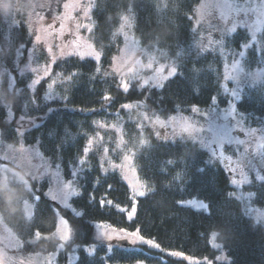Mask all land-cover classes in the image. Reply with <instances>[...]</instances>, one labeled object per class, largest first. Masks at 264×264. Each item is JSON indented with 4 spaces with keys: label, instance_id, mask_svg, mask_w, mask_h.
<instances>
[{
    "label": "trees",
    "instance_id": "16d2710c",
    "mask_svg": "<svg viewBox=\"0 0 264 264\" xmlns=\"http://www.w3.org/2000/svg\"><path fill=\"white\" fill-rule=\"evenodd\" d=\"M62 1L51 0L50 10L44 15L48 18L58 15ZM198 2L94 0L91 37L101 53L100 61L74 57L57 60L32 90L26 87L29 77L16 74L13 60L20 54L19 62H23L33 36L18 18L8 32L0 25V49L3 50L0 61L15 76L12 88L7 76L0 80V140L10 144L20 134V142L24 146H36L63 179L71 178L76 167L73 184L80 193L70 199L71 207L65 208L44 195L46 182L43 180L23 173L22 181L12 179L5 185L0 184V222L16 236L21 257L53 254L57 250L59 241L54 232L60 216L67 220L70 231L65 250L77 253L73 264L183 263L168 252H180L211 264H264V224L246 215L242 203L232 194L224 169L210 163L207 152L197 144L152 139L136 149L134 173L145 184L146 194L137 197L136 211L131 218L127 217L133 208L131 190L116 170L107 169L99 161L104 144L90 146L83 158L89 140L97 136L99 124L124 116L125 104H140L138 110L150 119L187 113L194 106L208 108L213 104V97L218 101L216 106L226 104L227 97L220 85V56L213 51L201 52L194 45L190 14ZM129 7L133 9L132 37L139 46L148 52L150 48H157L178 69L179 74L165 81L162 90L143 88L123 92L118 87L117 75L111 70L112 59L121 43L115 32ZM236 36H241V42L246 39L241 33ZM39 55L46 59L43 50ZM194 65L199 69L196 73L192 70ZM72 73L76 75L69 81L67 77ZM236 105L239 113L253 120L264 118V85L257 91L246 90ZM9 112L13 115L9 116ZM22 115L39 122L19 133L15 119ZM124 129L131 141L134 123L125 125ZM81 160L83 164L79 163ZM169 160L173 163L169 164ZM178 175L182 178L176 179ZM147 187L153 191L148 192ZM250 191L256 193L250 198L251 207L264 210V182L254 183ZM192 199L208 203L210 214L181 204ZM75 210L83 215L77 216ZM93 223H104L118 230H139L142 236L158 243L162 251L145 245L123 246L125 241L107 248L93 239ZM213 232L218 233L214 242L221 248L212 246ZM228 232L230 238L226 235ZM86 247H93L94 254L89 255ZM220 254L225 260H217ZM57 261L65 264V252L58 254Z\"/></svg>",
    "mask_w": 264,
    "mask_h": 264
},
{
    "label": "rangeland",
    "instance_id": "374dc122",
    "mask_svg": "<svg viewBox=\"0 0 264 264\" xmlns=\"http://www.w3.org/2000/svg\"><path fill=\"white\" fill-rule=\"evenodd\" d=\"M56 1L59 2V0ZM65 3L70 5L79 4L80 8L65 10ZM89 5H94V0H63L60 13L48 18L44 15V12L50 10L51 0H0V25L4 26L5 32L14 27L18 18L23 20L33 36L32 44L25 59L22 60L23 62H19L20 54H17L13 60L16 74L20 77H29L30 80L26 84L29 90H32L36 85L34 81L46 77L45 71L47 70L49 73L54 64L52 56L47 51L49 47L52 49V55L55 56V62L69 57L66 54L76 50L78 45L86 48L88 44H91L97 51L91 37L92 18L90 21L84 15V9ZM237 5L249 9L247 14L244 11L237 13ZM93 8H91L90 15H92ZM128 15L130 14L126 13L121 16L119 27L115 32V35L121 38V43L118 53L112 59L111 70L116 69L113 72L118 77L119 85L121 81H131L129 91L131 89H142L139 85L146 79L149 84L144 88H154L151 87L153 77L158 76L160 69H163V75L166 76L172 63H168L169 61L165 59L164 54L157 48L152 50L150 48L148 52L140 47L135 38L132 37L130 26L125 25L123 32L120 31L123 23L122 17ZM56 17H61V19H56ZM190 19L192 21V34L195 35L194 45L207 46L209 51L216 52L221 58L220 85L222 94L227 97L226 104L223 107L212 104L208 108L205 107V109L198 108V111L195 112L192 110L193 108H189L187 113L179 112L165 119L160 118L165 121L164 127L155 124V118L145 120V114L138 110L140 104H129L133 107L130 109L122 107L124 116L121 114V118L115 117L112 122L104 124L105 127H99L97 136L91 138V148L99 144H104V148L107 146V154L104 151L99 161L105 167L107 166V169L116 170L121 175L132 192V204L135 207L136 199L140 196H135L134 191H144V189L139 188L136 173L131 170L134 168L133 157L136 149L145 146L152 139L191 141L207 152V159L210 163L224 169L229 178L232 194L235 199L242 203V209H244L246 215L256 222L264 224V210L251 207V197H249L251 185L264 182L256 179L258 175L264 176V118L260 120L257 117L253 120V117L239 113L236 105L246 90L257 91L264 85V0H200L194 7L192 15L190 14ZM241 21H246L243 27H241ZM234 23L237 31L233 34L228 30L232 28ZM62 24L63 29L61 28ZM77 25H80V27L78 28ZM85 25L88 27H84ZM238 33L246 38L244 42H241V36H236ZM253 33L256 36L255 41L251 39ZM37 35L41 37L40 42L35 39ZM210 38L214 43L208 45ZM220 39L224 40L223 45L215 42ZM243 43H247L250 47L247 49L242 48ZM41 50L45 52L47 60L44 56L39 55ZM240 51H244L245 55L240 56ZM71 57L80 59L75 55ZM84 59L95 61L88 56H85ZM150 60L152 61V67L147 68L146 65ZM236 61L239 63L234 67ZM2 64V61H0V80L7 76L9 87L12 88L15 84L14 73L5 69ZM240 69H243V71H240ZM225 75L236 76L237 80H225ZM119 85V89L123 91ZM226 85L228 87L227 92L224 91ZM233 91L238 93L239 99L232 96ZM233 107L236 108L235 112L232 111ZM15 121L19 133H23L27 128L39 122L36 119L24 118L21 120L20 117ZM132 122L134 123V130L130 141L124 127ZM113 125L116 127H112ZM185 128L188 131H184ZM157 133L160 134L159 137H157ZM20 137L21 135L17 134L15 141L10 144L3 143L0 140V159L2 160L0 184L5 185L12 179L22 181L25 174L36 180L46 182L43 193L49 199L52 200V196L55 195L57 204L65 208L71 207L70 199L74 196L72 189H76L73 184L76 175L71 174V178L63 179L60 171L49 165L36 146H24L20 142ZM141 140L146 141V143L141 144ZM229 140H231V144H229ZM237 140H242L244 143L238 144L236 143ZM86 147H89V143ZM133 147H135V150ZM87 153L83 151V158ZM213 153H215V156H213ZM125 156L130 158V167L124 160ZM119 165H125V167L120 168ZM73 172H77L76 167L72 170ZM245 177H247V181H245ZM233 179L243 183L239 186L233 185L231 183ZM70 181L72 187H67ZM62 194H67L68 199L66 202L62 201ZM189 201L200 200L192 199ZM189 201L181 202V204L197 210L198 205L189 204ZM65 203L68 206H65ZM132 209L127 213L128 218H131L134 214ZM246 209H251V211H246ZM25 210L27 212V209ZM76 212L80 211L75 210ZM61 219L62 217L59 216L54 232V236L59 241L57 250L53 254H37L29 258L20 256L17 252L19 242L16 236L0 222V264H59L60 261H57V256L62 252H65V264H73L77 259V253L75 250H65L70 239L65 242L61 239V236L64 234L70 236V231L68 224L65 226L61 223ZM131 232L134 231L122 232L104 223H93V239L107 248L121 241H125L132 246L144 245L138 240L133 243L135 238L129 235ZM109 237L111 238L109 239ZM210 238L212 246L216 248L212 233ZM87 249L89 252L94 250L93 247H87ZM159 251H162L161 248ZM183 256L187 258L174 257L182 260V264L212 263L207 260ZM218 257L220 259L217 260H225L223 254Z\"/></svg>",
    "mask_w": 264,
    "mask_h": 264
},
{
    "label": "snow or ice",
    "instance_id": "6c2138e0",
    "mask_svg": "<svg viewBox=\"0 0 264 264\" xmlns=\"http://www.w3.org/2000/svg\"><path fill=\"white\" fill-rule=\"evenodd\" d=\"M92 7H95V5H89V6H87V7L84 9V15H85L90 21H91L90 11H91V8H92ZM64 8H65V10H68V9H70V8H72V9H79V8H80V5H79V4H73V5H70V4H68V3H65V4H64ZM236 11H237V13H239V12H241V11H244L245 14H247V12L249 11V9L237 5V6H236ZM127 12H128L129 14H131V13L133 12L132 7H129V8L127 9ZM56 19H61V17H56ZM122 20H123V23L121 24V28H120V31H121V32H123V29H124L125 25L131 26V24H130V15H128V16H123V17H122ZM240 24H241V27H243V26L246 24V21H241ZM77 27L79 28L80 25H77ZM84 27H88V26L85 25ZM61 28L63 29V24L61 25ZM89 30L91 31L90 28H89ZM228 31L234 34V33L237 31L236 24L234 23L233 26H232V28L229 29ZM35 39H36L37 42H40L41 37H40L39 35H37V36L35 37ZM125 39L127 40V35H126V34H125ZM251 39H252L253 41H255V39H256L255 33L252 34ZM215 42H216V43H219V44H221V45L224 44V40H223V39H220V40L215 41ZM213 43H214V41L210 38V39L208 40V45H211V44H213ZM198 47H200V51H201V52H207V51H209V48H208L207 46H198ZM241 47L247 49V48H249L250 46H249L247 43H243V44L241 45ZM47 51L49 52V55L52 56V62L55 63V56L52 55V49H51V47H49V48L47 49ZM0 53H3V50H2V49H0ZM239 54H240V56H244V55H245V52H244V51H240ZM62 55H63V53H62ZM66 55L69 56V57L75 55V56H78L81 60H83V59L85 58V56L91 57V58H93L95 61H100V59H101V53L95 51V49L92 47L91 44H88V45L86 46V48H82L81 46L78 45L77 48H76V50H74V51H70V52H68ZM138 63H139V62H138ZM238 63H239L238 61L234 62V67H235L236 65H238ZM146 67H147V68H151V67H152V61H151V60L148 62V64L146 65ZM192 70H193L194 73H196V72L199 71V69H198L195 65L193 66V69H192ZM34 71H35V70H34ZM96 71H97V73H99V72H100V69L97 68ZM113 71L115 72L116 69H113ZM240 71H243V69H240ZM48 74H49V73H48V71L46 70V71H45V76H47ZM178 74H179V73H178V69H177V67H176L175 65L171 66V67L167 70V75H166V76L163 75V69H160V70L158 71V76H157V77H153V83H152L151 87H154V88H156V89H161V90H162V89L165 87V83H164V82H165L166 80H168V79H172V78L176 77ZM75 75H76L75 73H72L71 75H69V76L67 77V79H68L69 81H71L72 78H73V76H75ZM41 79H43V77H41ZM224 79H225V80H237V77H236V76L225 75ZM34 83H39V80L34 81ZM148 84H149V81L146 79V80H144L139 86H140V88L143 89V88H144L146 85H148ZM119 86L123 89L124 92H128V91L130 90V88H131V81H130V80H129V81H121V84H120ZM48 87L51 88L52 85L49 84ZM194 91H195V88H194ZM224 91H225V92L228 91V87H227V85L224 87ZM232 96L235 97L236 99H239V98H240L239 95H238V93H237L236 91H233V92H232ZM105 99H111V98L108 97V96H105ZM33 102H35V101H33ZM212 103H213V104L218 103V101H217V99H216L215 97L212 98ZM229 103H231V102H229ZM122 107L125 108V109H130V108L133 107V106H132V105H129V104H125V105H123ZM192 110H193L194 112H195V111H198V107H197V106H194ZM232 111L235 112V111H236V108L233 107V108H232ZM8 115H9V116H12L13 114H12L11 112H9ZM20 119L23 120V119H24V116L22 115V116L20 117ZM144 119H145V120H148V119H150V117L147 116V115H145V116H144ZM154 123H155V124H159L161 127H164V126H165V121L161 120L159 117H156V118H155ZM99 127H105V125L101 123V124H99ZM112 127H116V126L113 125ZM141 127H142V125H141ZM184 131H188V129L185 128ZM253 131H255V130H253ZM159 135H160V134L157 133V137H159ZM88 143H89V147H90L91 144H92V141L89 140ZM140 143H141V144H144V143H146V141L141 140ZM236 143H238V144H243L244 141H242V140H237ZM229 144H231V140H229ZM9 147H11V145H9ZM89 147H86V148L84 149L85 153L88 152ZM104 151L107 152V149L105 148ZM213 156H215V153H213ZM124 160H125L126 164L130 167V165H131L130 158H129L128 156H125V157H124ZM79 163L83 164L84 161L81 160V161H79ZM168 163L171 164V163H173V161H172V160H169ZM118 167L123 168V167H125V165H119ZM131 170H132L133 172H135V169H134V168H132ZM198 171H201V172H202V171H204V169H198ZM72 175L75 176L76 173L73 172ZM181 178H182V176H180V175H178V176L176 177V179H181ZM256 179H257L258 181H264V176H259V175H258V176L256 177ZM245 181H247V177H245ZM231 183H232L233 185H237V186H239V185H240L241 183H243V182H242V181H238V180H236V179H233V180L231 181ZM137 184H138V186H139L140 189H144V188L146 187L145 184H144L142 181H139V180H138V181H137ZM67 187H72V182H71V181L69 182V184L67 185ZM147 191H148V192H151V191H153V188H151V187H147ZM72 194H73V195H78V194H80V193L77 192V190H76L75 188H73V189H72ZM145 194H146V193H145V191H143V190H136V191H134V195H135V196L143 197V196H145ZM255 195H256V193H253V192H250V193H249V197H254ZM56 199H57V197H56L55 195H53V196H52V200L55 202ZM61 199H62V201L66 202L67 199H68L67 194H62ZM188 203H189V204H197V205H198V209H197V210H203V211H205V212H208L209 214H210V212H211L210 205H209L208 203L202 201V200H201V201H189ZM65 206H68V205L65 203ZM101 206H103V202L101 203ZM132 211H133V212L136 211L135 207H133ZM246 211H251V209H246ZM75 214H76L77 216H81V215H83V213H80V212H76ZM61 223H63L65 226H67V224H68L67 220H65V219H63V218L61 219ZM119 231L124 232V231H126V230H124V229H120ZM37 235H39V234L37 233ZM129 235H131L132 237L135 238V240L133 241V243H135L136 240H138L141 244L147 245V246L152 247V248H155V249H157V250L160 249V245H159L158 243H155L152 239L145 238L144 236H142V235L140 234V231H139V230H136V231H134V232H131V233H129ZM217 235H218L217 232H213V234H212L213 239H215V237H216ZM226 235L230 238L231 233L228 232ZM110 238H111V237H109V239H110ZM61 239L64 240L65 242H67V241L70 239V236H69L68 234H64V235L61 236ZM214 246H215L216 248H221V245H219V244H215ZM61 247H63V245H61ZM85 251L88 252L89 255L94 254V250L91 251V252H89L88 249H87V247L85 248ZM167 254H168V255H172V256H176V257H180V258H185V259L187 258V257H184L183 254L180 253V252H170V253H167ZM217 259H220V257H217Z\"/></svg>",
    "mask_w": 264,
    "mask_h": 264
},
{
    "label": "water",
    "instance_id": "95a60500",
    "mask_svg": "<svg viewBox=\"0 0 264 264\" xmlns=\"http://www.w3.org/2000/svg\"><path fill=\"white\" fill-rule=\"evenodd\" d=\"M128 245H129V244H128V243H126V242H124V243H123V246H128Z\"/></svg>",
    "mask_w": 264,
    "mask_h": 264
}]
</instances>
